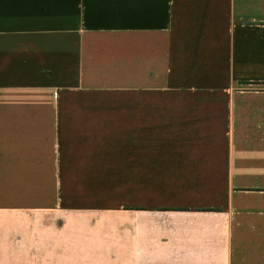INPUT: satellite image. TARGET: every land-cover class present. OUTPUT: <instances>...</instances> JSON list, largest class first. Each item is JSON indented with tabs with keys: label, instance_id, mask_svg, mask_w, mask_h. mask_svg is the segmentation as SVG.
<instances>
[{
	"label": "crops",
	"instance_id": "0c3cea01",
	"mask_svg": "<svg viewBox=\"0 0 264 264\" xmlns=\"http://www.w3.org/2000/svg\"><path fill=\"white\" fill-rule=\"evenodd\" d=\"M0 264H264V0H0Z\"/></svg>",
	"mask_w": 264,
	"mask_h": 264
}]
</instances>
